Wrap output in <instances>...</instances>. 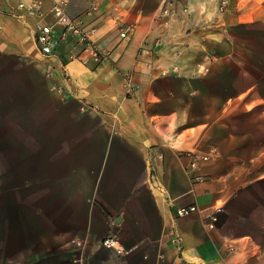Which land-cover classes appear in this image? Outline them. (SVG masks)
<instances>
[{
	"label": "crops",
	"instance_id": "0c3cea01",
	"mask_svg": "<svg viewBox=\"0 0 264 264\" xmlns=\"http://www.w3.org/2000/svg\"><path fill=\"white\" fill-rule=\"evenodd\" d=\"M31 1L0 0V62L47 102L36 160L6 162L0 264H264V0H71L100 63L74 38L43 58Z\"/></svg>",
	"mask_w": 264,
	"mask_h": 264
},
{
	"label": "rangeland",
	"instance_id": "374dc122",
	"mask_svg": "<svg viewBox=\"0 0 264 264\" xmlns=\"http://www.w3.org/2000/svg\"><path fill=\"white\" fill-rule=\"evenodd\" d=\"M19 59H14L12 64L0 62V208L8 207L6 162L17 155H33L32 159L36 160L40 119L47 109L44 94L39 92L38 78L26 74L25 68L20 67L25 62Z\"/></svg>",
	"mask_w": 264,
	"mask_h": 264
},
{
	"label": "built area",
	"instance_id": "2783aa9c",
	"mask_svg": "<svg viewBox=\"0 0 264 264\" xmlns=\"http://www.w3.org/2000/svg\"><path fill=\"white\" fill-rule=\"evenodd\" d=\"M71 0H52V14L54 17V23L48 24L39 21L35 25V40L38 51L43 58H51L55 55L58 48L63 42H70L71 38H74L78 44L82 45L85 50H90L92 58L95 62L100 63L108 57V53L99 47H97L89 36V32L83 29L82 23L78 20L72 19L68 14V6ZM44 0H33L30 3H21L19 8L29 15H42V7ZM227 6V0H223L219 6V12L223 13ZM96 9V8H95ZM58 26H63L65 29L63 32L58 31ZM122 38L126 37V32L120 34ZM218 156L217 150L209 156L193 154L191 168L198 167L200 161L215 160ZM198 210L197 207L182 208L178 210V216L185 217ZM224 208H218L213 214L212 222L209 224L211 229L215 228L217 222V215L222 213ZM104 245L110 248H114L117 252L121 250L115 248L113 245V239L109 238L105 240Z\"/></svg>",
	"mask_w": 264,
	"mask_h": 264
}]
</instances>
